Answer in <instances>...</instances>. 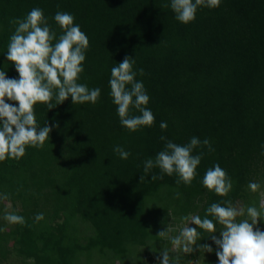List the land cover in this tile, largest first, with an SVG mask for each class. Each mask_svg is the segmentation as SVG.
<instances>
[{
    "label": "trees",
    "instance_id": "16d2710c",
    "mask_svg": "<svg viewBox=\"0 0 264 264\" xmlns=\"http://www.w3.org/2000/svg\"><path fill=\"white\" fill-rule=\"evenodd\" d=\"M169 2L0 0V70L7 77L19 78L6 60L10 21L38 7L57 36L55 13L74 15L90 42L78 82L101 89L96 104L69 97L53 99L49 109L37 102V125L52 126L49 139L42 148L27 146L19 160L0 161V264H160L164 252L169 264H218L205 230L197 229L190 252L173 239L197 227L192 217L203 219L212 203L231 200L245 211L240 220L264 201V0H221L217 8L199 7L188 24L174 18ZM126 55L136 61V80L155 116L151 127L135 132L121 126L109 95L111 68ZM161 136L177 144L209 139L214 151L194 150L204 156L191 185L177 184L176 175L161 179L159 168L144 173V162L164 148ZM116 145L131 153L128 159L113 151ZM217 163L233 183L225 197L201 183ZM249 181L259 183L256 192ZM6 213L26 223L11 224ZM37 213L44 219L36 221ZM216 227L218 236L222 226Z\"/></svg>",
    "mask_w": 264,
    "mask_h": 264
},
{
    "label": "clouds",
    "instance_id": "9594fccd",
    "mask_svg": "<svg viewBox=\"0 0 264 264\" xmlns=\"http://www.w3.org/2000/svg\"><path fill=\"white\" fill-rule=\"evenodd\" d=\"M220 3L221 0H170L165 7H170L178 22L188 24L196 19L199 7L213 9ZM53 19L61 29L59 36L38 7L32 8L23 18L10 21L15 30L9 39L6 60L14 63L19 78H9L5 71L0 70V161L8 158L19 160L26 154L27 146L42 148L49 139L52 126L48 123L43 127L37 125L34 113L37 102L46 103L52 109L54 105L50 101L53 99L57 104L69 97L73 104H96L100 98V88L90 89L87 84L78 82L90 46L87 35L74 23L75 17L69 12L57 11ZM135 63L134 57L126 55L122 62L111 68L109 79V95L116 106L120 124L130 132L151 127L155 122L153 112L146 107L150 101L147 90L142 81L136 80ZM138 72L144 75L143 68ZM160 128L166 130L167 122L162 121ZM160 139L165 142L164 148L154 159L144 162V173L159 168L161 179L164 174L176 175L177 184L191 185L204 156L203 151L194 155V150L206 146L209 151H214L209 139L201 141L193 136L186 144H177L165 136ZM261 147L264 149V144ZM113 151L124 160L131 155L120 145L114 146ZM151 179L154 181L157 176L153 175ZM144 180L145 175H140L139 181ZM201 183L222 197L227 196L233 187L231 177L218 163L206 170ZM259 187L258 182L248 183L252 192ZM243 215L245 211L234 207L231 200L212 203L203 219L198 215L192 217L191 224L197 227L183 229L172 242L176 245L183 243L185 252L192 251L190 245L195 244L199 228L211 234L210 238L217 246L218 264H264V230L259 227L264 220V201L259 208L249 206L246 219H237ZM4 219L11 224L26 223L23 216L13 213H6ZM34 219L43 220L44 214L37 213ZM217 223L222 226L218 236L215 234ZM158 235L165 236L166 231H160ZM197 247L206 252L214 251L211 244H199ZM161 256L160 264H169L167 252Z\"/></svg>",
    "mask_w": 264,
    "mask_h": 264
},
{
    "label": "rangeland",
    "instance_id": "374dc122",
    "mask_svg": "<svg viewBox=\"0 0 264 264\" xmlns=\"http://www.w3.org/2000/svg\"><path fill=\"white\" fill-rule=\"evenodd\" d=\"M117 264H119V263H117Z\"/></svg>",
    "mask_w": 264,
    "mask_h": 264
}]
</instances>
